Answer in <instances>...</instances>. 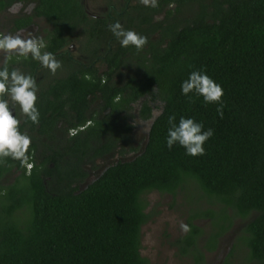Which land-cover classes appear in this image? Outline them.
Returning a JSON list of instances; mask_svg holds the SVG:
<instances>
[{
    "label": "trees",
    "instance_id": "obj_1",
    "mask_svg": "<svg viewBox=\"0 0 264 264\" xmlns=\"http://www.w3.org/2000/svg\"><path fill=\"white\" fill-rule=\"evenodd\" d=\"M19 1L33 2L32 13L13 17L11 29L43 17L49 23L40 36L47 44L43 51L62 67L53 74L30 55L13 56L8 64L36 80L40 117L37 125L19 106L14 109L20 131L32 140L34 167L29 174L17 160L0 164V264H148L140 252L141 226L150 216L144 193H174L190 181L206 204L192 208L191 231L176 239L180 251L199 264L200 236L207 234L203 246L212 250L217 236L241 217L236 237L264 264V0L122 5L117 22L148 38L141 51L122 47L109 29L112 19L90 17L84 0H0V9ZM172 2L163 18L153 19ZM183 6L190 12L182 18ZM72 32L87 62L101 54L106 63L101 73L92 66L91 79L63 49ZM121 66L130 70L123 73ZM197 70L222 87V117L219 104L205 103L195 92L190 102L182 93L183 81ZM95 99L100 101L92 105ZM138 101V117H152L144 146L78 188L83 164L94 167L97 158L123 154L127 144L136 148L131 119ZM172 115L177 123L183 116L213 130L204 155H187L178 143L168 148ZM200 217L209 219L210 232L195 222Z\"/></svg>",
    "mask_w": 264,
    "mask_h": 264
},
{
    "label": "clouds",
    "instance_id": "obj_2",
    "mask_svg": "<svg viewBox=\"0 0 264 264\" xmlns=\"http://www.w3.org/2000/svg\"><path fill=\"white\" fill-rule=\"evenodd\" d=\"M146 7L155 8L158 0H140ZM109 29L116 36L122 47L134 46L137 51L143 50L148 42L146 36H142L134 30H125L120 23L109 25ZM47 44L43 37H37L33 33H0V54H3V67L0 68V164L5 163L6 158L17 160L22 167L29 170V174L34 167L30 162L35 155H29L32 143L31 138L20 131V120L13 114V109L19 106L20 111L28 117L34 124H39L40 113L37 104V82L31 75H25L18 69L9 70V62L15 57L28 58L38 61L44 68L53 74L62 67V63L51 52L43 51ZM85 79H91L85 76ZM182 93L189 96L195 92L204 98L205 103H217L220 107L217 112L223 116V89L210 76L203 71H192L181 85ZM190 102L191 97L189 96ZM167 146L169 149L175 144H179L190 156L204 155L205 142L212 137L213 130H204L202 123L193 118L181 116L176 122V116L168 118ZM70 136L77 134L76 129L68 130ZM180 230L184 233L191 231L188 224L181 221Z\"/></svg>",
    "mask_w": 264,
    "mask_h": 264
},
{
    "label": "flooded vegetation",
    "instance_id": "obj_3",
    "mask_svg": "<svg viewBox=\"0 0 264 264\" xmlns=\"http://www.w3.org/2000/svg\"><path fill=\"white\" fill-rule=\"evenodd\" d=\"M84 1H85L86 10H87L88 15L90 17L103 18V17L109 16L112 19V22H111L112 25H114L118 20H120L119 16L122 12V9H121L122 5H124V8H126L130 4H136L137 2H140V0H101L103 7L100 8L99 11L93 12L87 8V0H84ZM201 2H204L205 4L210 6V4H211V2H213V0H201ZM12 5L14 6L13 10H15V13H13V15L10 13V8ZM23 5H26V6L24 8H22ZM193 5L197 8L196 2L193 1ZM173 6H174V2L168 3V5L158 9V11H156L153 14V19L157 20V19L163 18L164 14H165V9L167 7L172 8ZM32 9H33V2L24 3V2H20V1L14 2L13 4H10L8 6L3 7L2 9H0V14H4L7 12L10 13L8 16L9 17L8 21H7L9 23H8V26L6 27L7 32H18V31H24L25 29H32L34 27L33 24H35V22H37V20L42 19L46 25L41 27L42 32L37 37H40L42 34H44L43 28L49 27V23H47L46 20L41 16H34L33 17L34 22H31L30 24L26 25L25 27H23L21 29H14V30L11 29L13 17L20 15L24 12L32 13ZM186 12H187V14H186ZM189 12H190V9H188L187 6H183V9H182L180 16L183 18L186 15H188ZM157 35L158 34L156 32V33H154V35L152 37H157ZM71 36H72L71 37L72 40L70 41V43L68 45H66V46H68V48H66V46H65V47H63V49L66 50L68 55H70V57H72L74 59V61H75L74 64L77 63L80 67L84 68V70H82V71H84L85 75H90V69H92V66H93V69H96L97 72L101 73L104 70V68L106 67L105 66L106 63H104L102 60H100L102 55L97 54L90 62H87L88 61L86 59L87 56L85 54H82L80 51H78V43L76 41L77 38H76L75 32H72ZM99 50H103V48L99 47ZM121 67L122 68L120 69V71L123 73L130 70L129 68H126L124 66H121ZM85 69H89V71L85 70ZM79 72L81 73V70H79ZM116 79H118V77H116ZM87 97H90L89 93L87 94ZM98 101H100V99H95L94 102H92V105L97 104L96 102H98ZM139 103H140V101L135 103V105H134L135 109L133 110L134 116L131 119V123L133 126L132 127L131 145L136 147V148L130 149L129 144H127V145H125V151L123 154H119L118 152H115L113 156H110L107 158H97V159H95L96 166H94V167H92L89 163L83 164V168L86 170V175L77 184L78 188L84 187L89 181H91L97 175H99L101 173V171L108 164L111 163V161L109 159H111L112 157H119L120 155H130V154L134 155L139 151V147L142 148L144 146L145 141H146V137H147L149 122H150V119L152 117H150L148 119H140L138 117ZM153 111L155 112V109ZM121 113H123V112H121ZM14 115H15V110H14ZM137 121L145 122L147 125L145 128V134L141 138L140 141L138 139V136H136L138 127H137V130H135ZM87 123H88V121H87ZM1 180H2V182H6V176L1 178ZM72 184L75 185V183H72ZM236 219H238L240 222L237 223L235 228H232ZM236 219H234V222L232 223L231 227L229 228V229H231V228L232 229L227 236L222 237L226 232H228L229 229L217 236L216 245L212 250L207 249L205 246H203V243L206 240L207 234L203 233L201 235L202 241L199 244V248L202 250L203 254H202L201 260L199 261V264H207V256L209 254H211V257H213V264H262L263 259H261L259 256L250 254L249 247L245 243V240L243 239V237L242 236L236 237V235L240 233V229H241V227L245 221V219H241V217H237ZM224 242H226V244L221 246L222 243H224ZM216 250H220V251L216 252ZM210 251H211V253H210ZM190 264H195L193 255H192V259H191Z\"/></svg>",
    "mask_w": 264,
    "mask_h": 264
},
{
    "label": "rangeland",
    "instance_id": "obj_4",
    "mask_svg": "<svg viewBox=\"0 0 264 264\" xmlns=\"http://www.w3.org/2000/svg\"><path fill=\"white\" fill-rule=\"evenodd\" d=\"M25 6L26 5H23L22 8ZM102 7L101 0H87V8L90 11L97 12ZM13 9L14 6L12 5L10 8V13L12 15L15 13V10ZM10 13L7 12L0 14V33L6 32L5 34H16L31 32L38 36L42 32L41 27L46 25L42 19H39L33 24L34 27L32 29H25L26 31L18 32H7L6 27L9 23L7 21ZM66 48H68V46H66ZM3 58V54H0V62ZM146 126V123L142 121H137L136 123L135 130H137L138 127L136 136H138L139 141L145 134ZM197 190V185L190 181L186 184L185 188L177 189L174 193L159 191L157 189H152L144 193L143 198L146 202L145 210L150 216L141 226L140 252L148 258V264L191 263L192 254L189 252L182 253L176 243V239L184 234V232L180 230L179 223L183 221L187 224V219L192 212V208L194 207V209H197L199 203L202 205L206 204L204 199L197 196ZM202 197L205 198V196ZM195 222L198 223L205 232H210L208 218H196ZM239 222L240 221L236 219L232 228H235ZM231 229H229L222 237L227 236ZM198 241L200 244L202 241L201 236ZM224 244H226V242L222 243L221 246ZM220 250H216V252H219ZM207 264H213V257H211V254L207 256Z\"/></svg>",
    "mask_w": 264,
    "mask_h": 264
},
{
    "label": "water",
    "instance_id": "obj_5",
    "mask_svg": "<svg viewBox=\"0 0 264 264\" xmlns=\"http://www.w3.org/2000/svg\"><path fill=\"white\" fill-rule=\"evenodd\" d=\"M13 114H14V109H13ZM134 155H136V154H134ZM134 155H120L119 157H112L111 159H109L112 163L114 162V161H117L118 159H120V160H127V159H131Z\"/></svg>",
    "mask_w": 264,
    "mask_h": 264
}]
</instances>
